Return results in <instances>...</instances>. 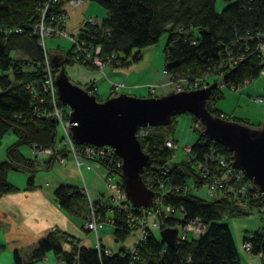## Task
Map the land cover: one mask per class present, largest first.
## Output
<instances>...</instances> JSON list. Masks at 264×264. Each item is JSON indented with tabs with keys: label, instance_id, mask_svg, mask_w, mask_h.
<instances>
[{
	"label": "trees",
	"instance_id": "trees-1",
	"mask_svg": "<svg viewBox=\"0 0 264 264\" xmlns=\"http://www.w3.org/2000/svg\"><path fill=\"white\" fill-rule=\"evenodd\" d=\"M44 1L0 0V143L9 132L17 137V142L7 147L6 161H0V198L19 191L7 180L10 172L29 174L25 190L31 191L35 189V175L41 169L48 171L58 157L66 156L65 150L61 149L48 160L40 162L26 159L19 150L20 145L49 149L56 144L57 125L51 119L37 118L35 110L41 105L32 101L27 89L29 84H33L36 92H41L43 52L32 32L38 21V9ZM66 1L59 0L57 5L60 7ZM88 1L100 5L106 18L95 26L85 25L78 37L101 47L102 57L114 55L116 58L112 61L111 69H126L139 63L143 50L155 46L166 35L162 71L175 82L182 78L193 80L207 75L212 84L222 76L226 88L236 91L264 72L263 56L257 50L259 44H264V37L260 39L264 35V0H229L218 13L214 9L217 0ZM15 30L20 32L15 33ZM14 51L21 59L11 56ZM70 54V49L63 54L67 65L73 64ZM28 66L33 67L34 72L27 71L25 67ZM84 67L89 68L87 65ZM53 71L55 76L58 71L54 67ZM94 86L91 82L81 87L89 92ZM221 95L222 90L216 88L208 104L209 112L222 119L240 122L222 115L213 106ZM189 117L191 123L197 121L191 115ZM172 120L168 127L150 129L147 139L141 143L150 164L144 169L141 178L152 176L165 185L181 187V190L187 182H191L199 189L201 184L193 161L171 163L168 172L161 168L168 164L175 153L165 148V141L171 139L178 143L174 139L177 119L174 117ZM193 131L197 136L191 151L199 160L211 146L231 158L227 150L212 143L198 131ZM119 182L121 184L120 178ZM256 193L250 184L247 197L241 200L246 203L245 207L238 205L239 197L229 201L210 196L211 199H203L192 191L170 194L165 204L182 211L166 219L165 224L173 225L180 221V214L187 219L200 218L207 227L205 235L171 250L152 232L146 242L136 248L138 260L133 263L124 247L117 254L106 256L103 246L99 250L94 246H80L79 240L75 241L66 233L54 229L36 243L28 262H22L18 253L14 252L13 264H33L44 260L48 253L56 256L61 264H239L241 249L236 247L232 230L223 221L249 218L256 212L262 214L258 208L264 206V202L260 195L258 199L254 198ZM52 198L62 211L85 220L89 199L83 189L60 186L55 189ZM94 207L100 218L108 215L100 201H96ZM244 213L249 216H243ZM110 214L114 220V242L124 243L130 233L125 225L124 214ZM241 236L242 243L248 242L252 247L251 255H259L260 264H264V227L245 231Z\"/></svg>",
	"mask_w": 264,
	"mask_h": 264
},
{
	"label": "built area",
	"instance_id": "built-area-1",
	"mask_svg": "<svg viewBox=\"0 0 264 264\" xmlns=\"http://www.w3.org/2000/svg\"><path fill=\"white\" fill-rule=\"evenodd\" d=\"M59 0H45L38 9V21L34 25V30L32 36L38 39V46L43 52V76H42V86L41 92H36L35 86L29 84L27 89L32 96V101L38 106L35 110L37 118L43 117L46 120L51 119L57 125V129H60L62 138L59 142L49 149H42L37 147L33 148L35 157H48L50 158L56 152L64 149L66 156L74 161L75 167L81 169L86 167L88 171H92L101 177V181L104 183L106 192L102 195H97L96 198L92 199L90 197L89 191L86 188H82L89 199L88 213L84 220L83 230L87 233V238L80 241V246L91 247V237H93V242L97 243L94 247L99 250L102 246L103 251L106 256L117 254L121 247H124L131 255V263L138 260L136 248L142 243L146 242L147 237L152 234V232H161L163 229H176L177 234L175 237V246H182L185 242L191 239H198L205 235L207 227L203 224L200 218L187 219L184 215L180 214L178 222H174L173 225L165 224V220L173 218L179 211L175 206L165 204V201L172 193L186 194L190 191L194 192L200 188L206 190V194L212 198H222L224 200H233V198H238L240 201L238 205L245 207L246 203L241 201L244 200L248 195V190L252 181L247 180L241 171L233 169V160L223 155L214 146L208 149V152L201 156L200 160L197 155H194L191 151V147H183L185 159L188 162H194L193 166L195 173H197L198 181L200 182L199 189L195 187V184L187 182L186 185L181 187L174 186L173 184H167L159 179L156 180L152 176H145L142 178L143 185L152 192V204L149 209L145 208H134L130 200L126 197L124 188L121 186L119 179V174L122 170V162L118 155L115 154L114 150L110 147L105 146L104 148L92 147L89 145H78L74 139L71 132L72 124H70V110L68 107L61 103L58 98V92L56 89V81L54 76L53 67L50 63V56L61 55L63 57L64 53H61L59 46L55 48V52L47 49L46 41L48 39H63L69 40L71 43L70 49V59L74 64H81L82 66L87 65L89 68L95 69L99 75L104 76V71L107 68H111L112 61L116 58L114 55L102 57V49L99 46L94 45L93 42L84 40L78 37L85 25H92L99 23L95 20L89 19L87 22L82 21L78 23V28L72 29L69 26L71 19L70 12L77 8H81L86 5L88 0H67L62 6H58ZM11 32V31H10ZM19 30H15V33H19ZM264 35L261 38H263ZM257 50L264 55V44H259ZM117 64V62H115ZM162 77L168 78L165 84H149L146 88L149 91L151 97L157 95V91L160 88L171 87L173 93L178 92H189L196 91L200 89H205L211 86L210 79L207 75L199 77L193 80H187L186 78L174 81L171 76L162 71ZM216 88L220 91L227 89L226 85L223 83V77L220 76ZM107 87L105 93L100 96V88L94 86L89 90L88 94L94 96L96 101L103 103L108 98H113L116 95L123 93L127 87L122 83H112L109 80L106 81ZM102 88H105L102 87ZM102 90V89H101ZM230 90V89H228ZM235 91V90H230ZM255 102L263 103V99H255ZM233 118L232 116H229ZM235 118V117H234ZM233 118V119H234ZM193 129L202 132L200 124L198 121L191 123ZM152 127L139 128L137 130L136 139L139 141L140 145L144 142ZM165 148L173 150L174 152L179 149L178 143L172 141L171 139L165 141ZM142 150V148H141ZM143 154L148 155L144 151ZM65 156V157H66ZM175 153L171 157L168 164L161 167L165 172L171 170L169 165L177 164L175 162ZM38 160V158H37ZM103 172V174H102ZM164 172V173H165ZM143 174V173H142ZM155 180V181H154ZM246 180V182H245ZM253 185V184H252ZM259 193L254 195L255 199L259 198ZM261 196V195H260ZM262 198V197H261ZM96 201H100V205L107 210L108 215L105 218H100L98 210L94 207ZM263 202V200H262ZM258 212L264 214V206L258 208ZM110 213H123L126 228L129 230V236L127 239L133 236L131 241L125 240L124 243H116L118 247H111L106 245L101 237L99 236L98 230L104 227H112L114 220L111 219ZM110 214V215H109ZM160 239V238H159ZM114 241V238H113ZM243 252L251 255L252 247L248 242L242 243ZM165 251V250H164ZM163 251V252H164ZM189 261V260H188Z\"/></svg>",
	"mask_w": 264,
	"mask_h": 264
},
{
	"label": "water",
	"instance_id": "water-1",
	"mask_svg": "<svg viewBox=\"0 0 264 264\" xmlns=\"http://www.w3.org/2000/svg\"><path fill=\"white\" fill-rule=\"evenodd\" d=\"M49 60L52 67L59 68L56 89L59 100L70 110L74 141L78 145L107 146L114 150L123 165L119 174L122 187L134 208L149 209L153 198L142 183L141 174L150 164L136 139L137 130L147 126L168 127L174 117L185 114L199 122L201 135L228 151L233 169L252 181L264 202V121L259 127H251L211 114L208 104L216 89L215 83L205 89L146 99L124 93L100 103L68 79L64 69L67 60L59 55H51ZM176 234L175 228L163 229L159 238L174 250Z\"/></svg>",
	"mask_w": 264,
	"mask_h": 264
},
{
	"label": "crops",
	"instance_id": "crops-1",
	"mask_svg": "<svg viewBox=\"0 0 264 264\" xmlns=\"http://www.w3.org/2000/svg\"><path fill=\"white\" fill-rule=\"evenodd\" d=\"M85 10L86 8H77L70 12L71 19L69 26L72 29L78 28V23L74 26L79 17L78 14H84ZM150 68V64L144 65L142 57L139 63L126 69L107 68L109 69V76L112 77V79H108L105 71L104 77L112 83L125 84L127 87L125 91H129L130 93H134L135 91L143 93L146 90V85L156 83L164 84L168 80V78L161 76V72L159 76L152 75V73H149L151 72ZM93 70L95 71V69ZM147 71L148 74L144 76ZM256 79H254L255 81L248 83L249 85L244 88L242 94L245 93L248 102L250 100V108L255 111L257 109L259 117L264 118V111L262 109L263 105H261L263 103L252 101L253 98L264 99V72H262ZM91 82L94 83L95 86H98L96 81L91 80ZM168 89L170 88L158 89L156 97L168 95ZM236 97L238 96L236 95ZM224 98L225 96L222 91L221 97L213 105L222 115H226L225 110L230 111L232 109L234 111V109L238 107L236 106L235 97H233L230 98L232 101L231 105L219 109V107H217L219 103H222L221 106H225V104H223V101L225 100ZM236 120L240 121L239 123L253 126L247 119ZM262 122L263 120L257 125L260 126ZM45 158L46 160L49 159L48 157ZM89 172L90 171H88L86 167H82L81 169L75 167L74 161L67 156L63 158L58 157L48 171H45L39 176L35 175V189L27 191L25 190L27 186H16L19 189L18 192L10 193L9 195H4L0 198V264L2 260L3 264H12V255L14 252L18 253L22 262H28V260H30L29 255L36 247V243L39 240L44 239V237H46L48 233L54 231V229H57L64 234L66 233L75 241L76 239L83 241L87 238V233L83 230L84 221L78 217L74 218V216L66 211H62L52 197L55 189L60 186H67L70 188L75 187L77 189L86 188L92 199L96 198L97 195H102L99 190H94L87 185L86 177L89 176ZM29 177L30 175L28 174V178ZM250 231L248 230L246 232ZM234 240L236 242V239ZM238 243L235 244L239 250L240 247L238 246ZM239 258V264L261 263V257L259 255H248L247 253H242L240 251ZM33 264H61V262L56 256L48 253L44 260L34 262Z\"/></svg>",
	"mask_w": 264,
	"mask_h": 264
},
{
	"label": "rangeland",
	"instance_id": "rangeland-1",
	"mask_svg": "<svg viewBox=\"0 0 264 264\" xmlns=\"http://www.w3.org/2000/svg\"><path fill=\"white\" fill-rule=\"evenodd\" d=\"M228 4V1L226 0H217V2L215 3V7L214 9L216 10V12H221L223 10V8L226 7V5ZM81 8H86L84 14H78L79 17L77 19V22L74 26L77 25V23L82 22V21H88L89 19L95 20L96 22L102 21L106 18V14L104 9L97 4H94L91 1H88L86 3L85 6L81 7ZM74 21V20H73ZM165 42H166V35L163 36L153 47H149V48H145L142 52V56H143V63L144 65L150 64L151 66V72L152 75H156L159 76L160 72L163 69V62H164V55H163V50L165 48ZM59 46L61 53H66L68 52L69 47L71 46V43L69 42V40H63V39H48L46 41V47L47 49L51 50V52H55V48ZM11 56L13 58H20L21 57L16 54V52H12ZM24 60V58H23ZM27 71L29 72H34V68L31 66L25 67ZM66 70V75L68 77V79L70 81H72L74 84L78 85V86H84L85 84H88L89 82H91V80H94L97 82L98 87L100 88V96H102L103 93H105V89L107 87L106 81L109 79H112V77L109 76V69L105 70V74L108 77V79H106L103 75H99L96 71H94L93 69H88L84 66H82L81 64H66L65 68ZM149 71V70H148ZM147 73L144 74L147 75ZM155 76V77H156ZM258 80V79H256ZM255 81V80H254ZM165 84V83H164ZM249 84L244 85L242 88H239L236 91H230L228 89H223V95L225 96V100L223 101V104L221 106L222 103H219L217 105V107H219V109H223V107H227V105H231V100L230 98L235 97V101H236V106H238L236 109H234V111L231 109L230 111H226V115L227 116H232L233 118L235 117L236 119H247L249 120L250 124H252L253 126H256L258 123H260V121H264V118H260L258 115V111L256 109L253 110L250 108L249 102L247 100V97L244 94H242L244 92V88H246ZM105 88H102L104 87ZM147 86V85H146ZM168 87V86H167ZM165 87V88H167ZM170 89H168V94L172 93V88L168 87ZM102 89V90H101ZM126 94L128 93V95H133V97H137V98H143L146 99L148 98L149 91L146 88V90L143 93H139L137 91H135L134 93H130L129 91H124L121 94ZM149 94V95H148ZM236 95L238 97H236ZM156 97V96H155ZM264 100V99H263ZM252 101H255V98L252 99ZM262 109L264 111V102ZM264 115V114H263ZM177 119V124H176V128H175V135H174V139L175 141L178 142L179 145V149H177L175 151V162H177V164L181 163L186 157L184 155V152L182 151L183 147H192V145L195 143V139L197 134L191 129V119L189 116L186 115H180L179 117H176ZM251 126V127H253ZM61 131L60 129H56V138L55 140L57 142H59L62 138L61 135ZM15 142H17V137H15L11 132L7 133L6 136L3 137L1 143H0V161H6V152H7V147H9L10 145L14 144ZM19 150L20 152L23 154V156L26 159H37L41 162H43L44 160H46L45 157H35L33 148H31L30 146H24V145H20L19 146ZM45 172V170L41 169L40 172H38L36 175H41ZM89 176L86 177L87 178V185L94 189V190H99L100 194H105L106 192V188L104 183L101 181V177L96 176V174L92 171H90ZM103 174V172H102ZM27 178H28V174L27 173H16V172H10L8 174V181H10L11 184H13L14 186H27ZM119 179L118 177L116 178V180ZM193 194L198 195L200 198L203 199H211L208 194H206V190L204 188H200L199 190H196L193 192ZM110 215V214H109ZM80 220V219H79ZM227 226H229L232 230V233L235 236L236 242L238 243V246L240 247L241 251L242 250V246H241V242H242V236L241 234L245 231H256L258 229H261L262 227H264V214H258L253 213L252 215L249 216V218H240L239 220L237 219H225V221H223ZM248 228V229H246ZM112 227L108 226V227H104L98 230L99 232V236L101 237V239L103 240V242L111 247H118L117 244L113 241V235H112ZM156 236L159 237V232H154ZM131 239H133V236H131V238L127 239L128 241H131ZM91 245L94 246L97 243L93 242V237H91ZM1 252V251H0ZM244 253V252H243ZM13 260V259H12ZM3 261V260H2ZM1 261V264H3ZM6 264V263H5ZM13 264V262H12Z\"/></svg>",
	"mask_w": 264,
	"mask_h": 264
},
{
	"label": "flooded vegetation",
	"instance_id": "flooded-vegetation-1",
	"mask_svg": "<svg viewBox=\"0 0 264 264\" xmlns=\"http://www.w3.org/2000/svg\"><path fill=\"white\" fill-rule=\"evenodd\" d=\"M55 70H57L58 72H59V68L57 69V68H55ZM58 72H57V74L55 75V77L58 75Z\"/></svg>",
	"mask_w": 264,
	"mask_h": 264
}]
</instances>
